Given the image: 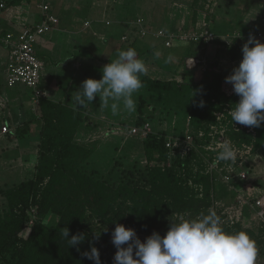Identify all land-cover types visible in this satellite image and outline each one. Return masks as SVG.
Here are the masks:
<instances>
[{
	"label": "trees",
	"instance_id": "1",
	"mask_svg": "<svg viewBox=\"0 0 264 264\" xmlns=\"http://www.w3.org/2000/svg\"><path fill=\"white\" fill-rule=\"evenodd\" d=\"M20 1L12 0L8 6ZM206 1L192 0L189 4L192 11L189 22L193 25ZM253 2L246 0L245 11ZM127 16L131 20L144 18L136 16L134 11H128ZM260 28L238 27L232 20L216 23L206 29L212 35L210 41L200 39L196 42H180L190 46L185 49L180 60L173 63L178 68L174 70L164 58L169 48L164 46L162 38L150 34L142 38L134 36L132 41L122 43L126 50L134 48L138 58L148 61L151 57L152 62L157 63L162 70L171 72V78L153 79L147 73L141 76L144 86L142 91L140 89L137 92L139 104L131 126L141 127L148 123L152 132L141 139L137 135L127 138L121 150L127 157L132 146H137L138 155L142 154L146 161L143 169H139L136 163L131 168L120 169L119 165L123 163L118 157L108 171L109 178H102L100 171L89 168L92 165L90 163H97L93 160L95 149L79 141L78 132L86 122L84 114L75 110L73 104L67 106L41 99L38 105L40 116L32 119L36 121L34 127L30 128L33 124L31 121L26 129L16 135L17 140L23 143L30 137L32 130L39 129V152L33 179L7 191L5 195L6 209L0 215V256L3 254V264H93V261L83 256L91 247L98 249L101 264H114L116 248L111 242V233L116 224L131 222L133 229L140 235L148 237L156 232L163 237L170 223L176 222L180 216L192 219L208 214L212 198L210 192L214 191L215 182L212 180L211 183L209 176L204 173V161L194 152L181 156L178 148L170 151L165 147L169 137L183 139L184 130L180 133L153 131L150 120L157 107L149 104L152 99L150 96L161 97L163 103L172 108L173 114L180 115L179 118L190 117V126L205 129L212 123L215 112L230 110L239 97L234 93H224L222 84L227 73L223 69L221 73L215 71L218 62L202 61L196 67L200 68L201 74L194 80L188 75L194 69L186 68L185 58L194 57L197 48L203 54L209 45H215L222 59L239 61L242 59V46L248 41L243 38L247 34L255 39L263 37ZM196 30L190 26L172 31L158 29L166 34ZM147 38L156 41L157 46L151 48L146 43ZM148 53L151 54L146 57ZM161 59L170 68L162 67ZM176 75H180L181 81L176 79ZM186 76L190 80H185ZM201 101L203 106H200ZM170 125L174 129L172 122ZM253 128L256 133L254 139L243 130L236 132L232 129L229 138L235 142L251 143L256 150L264 149V123ZM112 141L113 154H117L120 141ZM168 162L171 163L169 166ZM34 208L42 215L51 213L56 216L57 224L51 227L38 220L28 224L29 210ZM216 214L223 221L222 215L219 212ZM65 227L69 229L67 239H71L72 235L84 234V242L69 247L61 233ZM222 227L230 233L244 231L241 223L229 225L223 221ZM25 228H29V231L26 236H21Z\"/></svg>",
	"mask_w": 264,
	"mask_h": 264
},
{
	"label": "crops",
	"instance_id": "2",
	"mask_svg": "<svg viewBox=\"0 0 264 264\" xmlns=\"http://www.w3.org/2000/svg\"><path fill=\"white\" fill-rule=\"evenodd\" d=\"M11 1L12 0H0V4H4V8H0V97L6 101L5 107L0 102V120L3 118L7 119L10 129L12 126L15 127V125L17 126L19 124L27 125L32 121L33 117L40 116V111L38 106H33L31 102V91L28 88L22 85H17L13 88H8L6 86L7 49L2 44V39L6 34L12 33L18 35L26 26L39 23L41 18V10L39 11L38 9L39 6L42 4L49 5L50 13L57 17L59 23L51 31L38 37L34 47L36 57L43 64L40 87L44 91L46 99L70 106L72 105L71 97L73 93L79 89L82 81L88 78L95 80L101 79L103 67H97L95 63H98V60L101 61L102 55H104L103 53L107 52L109 55V58L106 60L108 64L117 57L120 51L126 50V46H122L123 41L121 40V38L126 35V33H124V27L127 26L126 23L134 21L133 19H129L127 15L126 17L123 16V18H120L117 14H115L116 17L113 16L112 19V13H116L118 0H38L34 6L35 8H33V5L30 3L34 0H21L18 4L8 6V3ZM172 1L175 13L170 14L168 18L165 17L166 19L164 18L166 22L163 28L166 29V31L186 28V26H190L192 29H208L215 26L216 23L222 24L224 20L226 22L232 20L238 27L246 26L252 29L256 28V26H261L260 31L262 30L264 35L263 23L262 25L258 24L257 15L255 14L258 10H260L259 13L262 14L261 10H264V3H261V5L258 4L259 0H254L247 11H245L246 0H238V3L235 4L233 0H207L204 3L203 10L199 11L197 14L194 25L189 22L191 19L190 17H192L189 4L192 0ZM247 3L249 2L247 1ZM257 6L261 9H257ZM77 7H79V9ZM76 8L78 10H76ZM82 10L88 12L89 16L83 15ZM63 11H68L67 13L77 12L78 14L77 16L76 14L69 17L66 16V20L62 21L61 15ZM95 11L99 12L98 14L101 15L99 18L102 17L101 19L96 20L93 18L92 15ZM73 17H75V19ZM85 21H90L91 24L85 27ZM107 22H109V24H106ZM250 36L251 34H247V37L245 36L243 39L248 40ZM256 39L258 41L260 40L258 38ZM148 44L153 45L151 42ZM154 46H157L156 41L153 47ZM188 46L190 45L187 43L181 44L177 42L173 43L171 47H168L169 51H166L165 56L167 57L165 60L168 64H171L173 70L178 69L173 63L180 60L181 55ZM80 47L82 49L81 54L84 55L85 53L89 58L85 57V60H83L76 58L75 55L72 54V52L76 51V48ZM156 52L157 51H155V54ZM150 54L151 53H148L146 57ZM194 54L195 56L192 57L193 59H198L199 61L208 60L209 62L214 60L218 62V66L215 70L216 72L219 71L221 73L222 66H224V64H229V68L226 66L223 67V70L227 73L226 77L232 73V70L237 67L241 61L232 62L226 58L222 59V56H219L220 54L217 53L215 45H209L203 54L202 51L197 48ZM185 59L187 60L188 57ZM106 61H103V63H106ZM149 61L152 63V59L145 61V63ZM72 69L78 70V74L72 75ZM164 72L165 71L158 66V72L154 74L156 77H150L153 79H160V77L157 76H161L160 74ZM177 76L178 75H176V78ZM222 89L227 95L234 93L232 85L228 86L227 83H225ZM34 107L36 110H33ZM109 107L105 108L99 100V97L94 98L88 108L80 110L86 117V122L85 126H82L79 132L91 135L93 131H100L99 123H101V129L105 131L114 126L112 132L106 134L109 138L105 140L122 142L127 136V133L126 131L125 133H121L120 126H124L123 123L125 124L127 120H125L124 117L121 120H114V117L109 113ZM120 108H123V104L120 105ZM26 110L29 115L30 110L32 111L29 119L25 117ZM120 115L123 116V111ZM32 123L33 126L30 127L31 129L34 127L36 121H32ZM128 137L131 136L128 135ZM28 139H31V136Z\"/></svg>",
	"mask_w": 264,
	"mask_h": 264
},
{
	"label": "clouds",
	"instance_id": "3",
	"mask_svg": "<svg viewBox=\"0 0 264 264\" xmlns=\"http://www.w3.org/2000/svg\"><path fill=\"white\" fill-rule=\"evenodd\" d=\"M241 51L239 65L225 78V83L231 84L234 94L239 97L228 114L232 123L260 127L264 123V43L250 36ZM146 72L145 62L138 58L134 48L122 50L103 67L100 80L88 78L82 81L71 102L75 110H81L99 97L105 108L110 106L113 114L118 112L121 104L124 110L134 113L137 108L134 94L144 86L141 76ZM200 106H203L202 101ZM219 149L216 164L236 163L238 152L230 140L221 141ZM222 224L221 217L209 209L208 214L197 218L180 216L170 223L163 237L153 232L143 242L134 229L116 224L111 233V242L116 248L114 264H256L259 251L256 242L245 231H225ZM61 233L69 247L85 240L84 234L67 239V227L61 229ZM83 256L93 264H101L95 247Z\"/></svg>",
	"mask_w": 264,
	"mask_h": 264
},
{
	"label": "rangeland",
	"instance_id": "4",
	"mask_svg": "<svg viewBox=\"0 0 264 264\" xmlns=\"http://www.w3.org/2000/svg\"><path fill=\"white\" fill-rule=\"evenodd\" d=\"M38 0L31 1V5H33V8H35V4ZM104 1V0H101ZM100 1V2H101ZM227 1V0H223ZM234 4L238 3V0H233ZM232 3V2H230ZM264 3V0H259V3ZM257 4V5H258ZM173 1L172 0H118L117 6H116V13H112V19L113 16L116 17L115 14L119 15L120 18L126 17L128 11H134L136 13V16H142L144 17L143 21L144 24L147 27H149V31L151 30L152 33H156L158 29L163 28V25L165 24L164 18L175 13L174 8H173ZM258 7V6H257ZM79 9V7H77ZM76 8V10H78ZM264 8V7H263ZM40 11V8H38ZM261 9V8H257ZM256 11V10H255ZM68 11H63V14L61 15V20L65 21V17L72 16L76 13H67ZM75 12V11H74ZM256 11L255 14L257 15V21L259 22L258 24L262 25L264 23V10H261L262 14ZM98 11H95L93 13V18L98 20L101 19L102 17L99 18ZM83 15H88V12H84L82 10ZM262 15V16H261ZM79 17H82L81 15H78ZM98 16V17H97ZM96 17V18H95ZM75 19V17H73ZM166 19V18H165ZM164 20V21H163ZM161 22H164L163 24ZM127 26L124 27V33L127 34L129 40L131 38L134 39L135 36V26L130 23H126ZM167 25V23H166ZM264 27V26H263ZM166 30V29H165ZM258 39L260 43H264V37H259ZM147 41V42H146ZM145 42L148 44L149 42L155 44V41L150 40V38H147ZM149 45V44H148ZM153 45H149L151 48H153ZM100 49V48H99ZM3 50V47H2ZM82 49L76 48L75 52H72V54L75 55L76 58H80L85 60V57L89 58V56H86L85 53L84 55L81 54ZM101 61L98 60V63H95L97 67H104L107 64V59L109 58V55L107 52L103 53ZM89 55V53H88ZM165 56L164 58H166ZM73 59V58H72ZM143 60V58H142ZM151 60V57L150 59ZM169 60V58H168ZM211 60V59H210ZM103 61H106V63H103ZM144 61V60H143ZM170 61V60H169ZM207 63H209L208 60H206ZM145 62V61H144ZM161 64L162 67L165 68H170L167 66V63H165L162 59ZM146 68L147 72L150 76H154L155 73L158 72V66L157 63L152 62H146ZM186 64V61H185ZM224 66L229 68V64H224ZM221 69H223V67ZM165 74H160L161 76L157 77H165V78H171L169 77L170 75V70L166 71L164 70ZM219 72V71H218ZM72 75H77L78 70H73L72 69ZM201 70L200 68H194V71L188 73L190 77H193L194 80H196L195 77L200 76ZM180 75L177 76V80L181 81V78L179 77ZM190 77L186 76L185 80H190ZM197 78V79H198ZM162 79V78H161ZM222 84V88L225 85V81ZM230 86L231 84H228ZM3 86V85H2ZM5 88V87H4ZM6 89V88H5ZM143 88H141V91ZM2 91V89H1ZM140 94V93H139ZM138 93H135L134 99L137 101V105L139 104L138 99H137ZM152 99H150L149 104L156 105V110L152 114V118L150 120V123L153 127V131L158 132L160 131H168V132H182L183 133L188 130V133L191 135L194 134H199V133H213L215 131V126L216 125V119L213 114V121L209 125L205 126V129H195L194 127H187V120L188 116L179 118L180 115L178 114H173L172 108L169 107V105H166L163 103L161 97L159 98L158 96H150ZM0 102L1 104L5 107V99H2L0 97ZM36 107V106H35ZM33 108V110H36V108ZM170 108V109H169ZM169 109V110H168ZM109 113L114 117V120H121L123 117L127 122L121 127V133H127V136L120 141V147L118 148V153L113 154V147H111V142L112 140H105L109 138L106 136L107 133L112 132V128L108 129L105 131L104 129H101V123H99V130H96L95 132L93 131L91 135H87L84 132H79L78 137L79 141L81 143H86L89 145L91 148L95 149V155L93 157V160L96 161L92 162L90 164L91 167L90 169L94 168L98 171H100V175L102 178L107 179L109 178L108 171L111 170V166L113 164L114 159L120 157L121 162L123 163L122 165H119L120 169L123 167L125 168H131L133 164H137L139 169H143V167L146 164L145 159L141 155H138L140 152L138 150L137 146H132V149L130 152H128V156L124 157L123 155V150H121L122 146L125 144V141L128 137V130L131 126L132 121L136 117V111L134 113H129L124 108H120L116 114H113L111 111V108L109 107ZM123 111V116L120 115ZM32 111L30 110V115ZM37 113V112H35ZM30 115L28 114L27 110L25 112V117L26 119L30 118ZM171 116V117H169ZM169 117V118H168ZM178 120H176V118ZM184 119V120H183ZM129 120V121H128ZM0 132L2 126H8V132L6 134H0V215L4 213V210L6 209L5 203H6V192L10 191L14 188H17L21 184H24L31 179H33L35 171H36V166H37V160H38V152H39V142H40V136H39V129L37 131H32L30 136L31 139H27L23 143H20L16 139V135L23 129H26L25 124H19L11 127L8 125L7 119H2L0 120ZM172 122L174 129L170 125ZM33 126V125H32ZM17 128V129H16ZM115 130V129H114ZM113 130V131H114ZM205 135V134H204ZM219 138V136L217 137ZM221 138V137H220ZM141 139V138H140ZM137 140V139H136ZM138 145V144H136ZM239 146V145H238ZM107 149V151H106ZM141 149V147H140ZM240 150V146H239ZM256 152V157L253 156H244L247 160V165L243 166L242 164H239V168L241 170H248L246 174V179L244 180H237V179H232L230 182H225L223 180V176L226 172L225 169L230 165L229 162H222V177H218L217 174L216 178H213V181L215 182V188L214 191L210 192L211 194V206L209 209L214 210L215 212H219L222 217L223 221L230 223V219H232L233 222L241 223V226L243 227L244 231L247 232V234L251 237L252 240L256 242L257 248H258V255H257V260L256 264H264V221L256 214L257 211L253 210L250 205L254 203V199L256 197L261 196L264 194V149H255L253 153ZM127 153V152H126ZM112 154L114 156H112ZM239 157V155L237 156ZM212 159H216V157H213ZM116 161V160H115ZM237 161H239V158H237ZM171 163L167 166H169ZM236 167V166H235ZM239 169L238 167H236ZM89 170V169H88ZM237 172V171H235ZM233 172L232 175H236V173ZM205 173V172H204ZM209 180L212 182V177L209 176ZM204 190V187H202ZM249 207V208H248ZM29 217L30 221L28 224H31L32 221L38 220V221H43L44 223L49 224L51 227H54L57 222L58 218L54 216L51 213H48L46 215L40 214L35 208L29 210ZM231 224V223H230ZM126 228H131L133 229V224L129 222L128 224L125 223L123 224ZM29 228H25L24 231L21 233V236H26L28 233ZM136 232V231H135ZM137 237L143 242L145 240L144 235H140V233L136 232ZM3 255V254H2ZM2 255L0 256V264H3V259L1 258ZM8 254H6L7 256ZM135 258V257H134Z\"/></svg>",
	"mask_w": 264,
	"mask_h": 264
},
{
	"label": "built area",
	"instance_id": "5",
	"mask_svg": "<svg viewBox=\"0 0 264 264\" xmlns=\"http://www.w3.org/2000/svg\"><path fill=\"white\" fill-rule=\"evenodd\" d=\"M0 8H4V4H0ZM41 10L40 22L32 26H26L22 29L18 35L8 33L2 39V44L7 49V63H6V86L8 88H13L17 85H22L31 91V102L33 106H38L41 99L46 98L44 91L40 87L42 74H43V64L35 55V44L38 37L51 31L56 25H58L59 20L53 14L50 13V7L47 4H42L39 6ZM143 18H138L131 22L135 27V36L146 37L150 34L155 35V37L162 38L164 40L165 47H171L174 42H196L200 39L204 42H208L212 39L211 33L206 29L200 28L192 32H182L178 31L175 33H165L163 31H157L152 33L149 28L145 26ZM91 24L90 21H85L84 26L88 27ZM106 24H109L107 22ZM200 30V31H199ZM121 40L123 42L132 41L133 38L129 40L127 34L124 35ZM192 62V63H191ZM202 61L198 59L188 58L186 60V68L194 69ZM230 110L225 109L223 111H217L214 113L216 119L215 131L213 133H199L191 135L186 130L183 134L184 138L179 139L176 137L167 138L165 147L168 150H173L178 148L181 156H187L191 152L198 155L205 163L204 172L208 176L216 178V175L222 177V162L216 164V159L219 152V143L223 140H230L232 144L237 149L239 161L236 163L229 162L226 172L223 176L225 182H230L232 179L244 180L246 179V174L248 170H241L239 164L243 166L247 165V160L244 156H251L253 154L256 157V152L254 151L253 144H245L243 142H235L229 138L230 130L239 132L241 130L251 135V139L255 138V130L253 127L244 126L236 122L231 121V117L228 114ZM187 127L190 128V117L187 120ZM8 126H2V134L8 132ZM151 127L148 123L142 125L141 127H131L128 130L130 136L137 135L140 138L146 137L151 133ZM205 134V135H204ZM219 136V138H217ZM221 137V138H220ZM240 150H239V146ZM237 155V156H238ZM169 162L167 163V165ZM239 169H237L236 167ZM237 171V172H235ZM233 172L236 175H232ZM250 207L257 211L256 214L264 221V194L254 199V203ZM249 208V207H248ZM229 225L237 222H233L230 219ZM32 223V222H31Z\"/></svg>",
	"mask_w": 264,
	"mask_h": 264
}]
</instances>
